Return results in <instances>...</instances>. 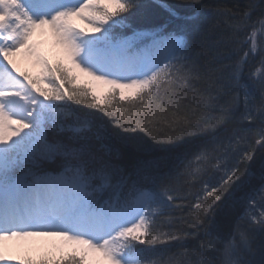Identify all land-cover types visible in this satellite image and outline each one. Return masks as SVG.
<instances>
[{
	"label": "snow or ice",
	"instance_id": "snow-or-ice-1",
	"mask_svg": "<svg viewBox=\"0 0 264 264\" xmlns=\"http://www.w3.org/2000/svg\"><path fill=\"white\" fill-rule=\"evenodd\" d=\"M142 6L0 0V264H264V160L230 230L208 219L254 177L257 153L264 158V3L214 10L228 21L236 56L219 67L202 62L203 47L182 32L125 35ZM47 35L59 50L55 60L34 39ZM16 57L29 59L36 74L21 71ZM78 74L111 92L98 98L91 86L68 87ZM117 90L131 109L111 103ZM92 110L119 131L98 124ZM141 132L170 148L205 138L185 156L182 174L201 185L179 218L186 228L158 227L185 207L172 181L151 174V163L126 174L103 143H135ZM190 238L200 243L189 248ZM37 239L50 242L44 258L9 255V242Z\"/></svg>",
	"mask_w": 264,
	"mask_h": 264
},
{
	"label": "trees",
	"instance_id": "trees-1",
	"mask_svg": "<svg viewBox=\"0 0 264 264\" xmlns=\"http://www.w3.org/2000/svg\"><path fill=\"white\" fill-rule=\"evenodd\" d=\"M142 7L137 9L132 16H130L128 23L130 28L123 29L125 35H131L132 30L137 31H154L161 30L164 33L182 32L187 39L192 41L198 47H203L205 55L202 62L209 64L212 67L227 66L236 59L233 52L234 45L229 42L230 29L228 28V21L224 17L214 14V10L218 7L238 8L240 10L252 2V0H141ZM256 2L264 3V0H256ZM175 12L176 15L172 13ZM259 13V9L253 12V19ZM193 16L194 19H186V17ZM251 29H249L250 31ZM120 31V30H118ZM258 60L259 57H256ZM53 60V59H52ZM245 67V75L242 77L243 82L248 83V67ZM227 75V69L222 74ZM68 87H89V82L75 81ZM249 90L255 95V89L249 85ZM111 92L110 88L105 89L103 94L97 93V97H103L105 94ZM111 103L116 109L124 108L131 109L132 104L128 101H121L119 90ZM137 103L139 100L137 99ZM74 107H76L74 105ZM96 111V110H92ZM123 115V110L119 111ZM97 123L103 124L105 128L113 131L114 124L102 113L96 111ZM135 135V134H134ZM139 139L135 143H126L115 138L105 140L103 143L107 144L111 149L112 162L119 165L125 170V173H134L135 169L141 164L151 163L153 166L150 169L151 174L162 176L170 179L172 183L180 190L185 197V207L183 211H173L170 213L172 223H168L166 217H162L158 223L161 231L175 230V228L185 227L180 217H187L190 211V205L195 203V193H197L201 185L199 183H189V177L182 174L184 163L191 158L192 151L196 146L204 143L205 138H196L190 140L187 144H181L179 147L170 148L165 145H160L154 142L150 137L144 133H139ZM139 145V146H137ZM96 148L103 154L104 149L101 148L100 143L96 144ZM261 154L257 153L256 160L251 164L250 171L254 173V177L243 178L245 183L240 188L235 189L233 196L229 197L222 203L214 212V215L208 219L213 221L223 231H228L234 222L238 211L241 207L240 198L249 191L253 186L259 184V175L262 164ZM218 179V178H217ZM200 243L199 240L189 239L187 246L194 247ZM173 247L171 251H175ZM44 258V257H43ZM166 258V257H164ZM20 259H29L27 255ZM41 259V258H40ZM163 259V258H162Z\"/></svg>",
	"mask_w": 264,
	"mask_h": 264
},
{
	"label": "rangeland",
	"instance_id": "rangeland-1",
	"mask_svg": "<svg viewBox=\"0 0 264 264\" xmlns=\"http://www.w3.org/2000/svg\"><path fill=\"white\" fill-rule=\"evenodd\" d=\"M76 24L78 25V27L84 28L89 34H91V29L87 27L86 23L82 21H76ZM34 39L40 43L41 50L45 54H47L50 59L55 60L58 58L59 50L53 44V41L50 35L43 36V37L38 36V37H35ZM15 59L21 71H27L33 75L36 74V72L38 71L29 59L21 58V57H16ZM85 79L89 81V85L92 87L96 96H97V93L101 95L103 94L105 89L109 88L108 85H103L97 82H92L90 81L89 77L84 76L82 74H78L77 81H83ZM47 243H50V242H46L41 239H37L36 242L32 245H25V244H18L16 242H9L8 243V253L9 255H12L17 258L28 255V258L36 260L38 258L45 257V254L47 251V247H46Z\"/></svg>",
	"mask_w": 264,
	"mask_h": 264
}]
</instances>
